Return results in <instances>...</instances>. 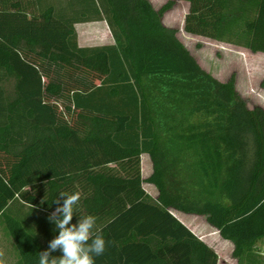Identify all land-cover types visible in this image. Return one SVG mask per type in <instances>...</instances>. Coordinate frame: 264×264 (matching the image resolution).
<instances>
[{
    "label": "trees",
    "instance_id": "1",
    "mask_svg": "<svg viewBox=\"0 0 264 264\" xmlns=\"http://www.w3.org/2000/svg\"><path fill=\"white\" fill-rule=\"evenodd\" d=\"M179 2L187 34L264 54V0H0V224L12 264H38L58 235L55 199L76 191L71 223L93 215L110 242L95 264H219L171 209L206 217L237 264H264V108L165 26ZM100 21L115 44L80 47L75 25Z\"/></svg>",
    "mask_w": 264,
    "mask_h": 264
},
{
    "label": "rangeland",
    "instance_id": "2",
    "mask_svg": "<svg viewBox=\"0 0 264 264\" xmlns=\"http://www.w3.org/2000/svg\"><path fill=\"white\" fill-rule=\"evenodd\" d=\"M51 1L59 3L62 0ZM149 1L155 9H160L168 0ZM188 12L189 4L179 2L173 10L165 15V26L178 30V38L196 58L203 70L221 82H228L234 78L236 89L248 101V106L251 109L255 106L264 108V54H254L243 48L187 34L184 31V25ZM86 28L87 26L81 25L78 30L83 32ZM86 31L87 33L80 34L82 39L85 38V41L92 42L91 44L95 43L97 37L94 33L98 32L97 35H99L100 31H89L88 29ZM142 172L145 179L153 173V163L146 155L142 157ZM144 189L153 200H157L158 190L153 185L145 183ZM171 213L217 253L219 264H237V260L233 257V244L225 241L220 232L208 223L206 217L186 214L175 209H171ZM10 244V242H6L0 224V245H2V247L0 246V256L4 251L6 260L12 257L11 249H8L11 248ZM8 250L10 251L8 252ZM258 251L261 253L264 263V241L258 245ZM3 264L5 263L3 262Z\"/></svg>",
    "mask_w": 264,
    "mask_h": 264
},
{
    "label": "clouds",
    "instance_id": "3",
    "mask_svg": "<svg viewBox=\"0 0 264 264\" xmlns=\"http://www.w3.org/2000/svg\"><path fill=\"white\" fill-rule=\"evenodd\" d=\"M81 195L80 191L71 194L61 192L55 199L58 206L48 220L55 224L58 235L49 242L47 250L39 252L38 264H95V258L104 254L110 242L97 229V217L86 215L79 218L78 223H71ZM57 250L62 255L52 256V252Z\"/></svg>",
    "mask_w": 264,
    "mask_h": 264
},
{
    "label": "crops",
    "instance_id": "4",
    "mask_svg": "<svg viewBox=\"0 0 264 264\" xmlns=\"http://www.w3.org/2000/svg\"><path fill=\"white\" fill-rule=\"evenodd\" d=\"M189 8H190V5H189ZM81 25L87 26L86 30L88 29L89 31L90 30L100 31L101 34L99 33V35H97L98 32L94 33V35L96 34V37H97V38H95L96 39L95 43H93L94 45L91 44L92 42L85 41V38H84V40L82 39L80 34L83 33V32L87 33V31L86 30L85 31L82 30L83 32H79L78 29H79V27H81ZM75 29H76L77 34H78V44H79L80 47L92 48V47H102V46H109V45H114L115 44L114 38L112 36V33H111V31L109 29V26H108L106 21L92 22V23H85V24H77V25H75ZM86 45H93V46L87 47ZM5 256H6V254L3 251L2 255L0 256V264H3V262L5 264H8V263L12 264L16 260V258L15 259L14 258H10L9 260H6Z\"/></svg>",
    "mask_w": 264,
    "mask_h": 264
}]
</instances>
